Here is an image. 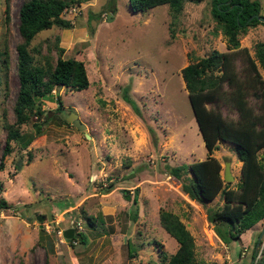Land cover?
<instances>
[{"label": "rangeland", "instance_id": "1", "mask_svg": "<svg viewBox=\"0 0 264 264\" xmlns=\"http://www.w3.org/2000/svg\"><path fill=\"white\" fill-rule=\"evenodd\" d=\"M21 1L0 0V49H6V62L0 56V154L4 125L14 120ZM259 4L264 16V0ZM210 8L211 0H184L173 14L167 3L141 12L131 11L127 0H78L61 12L71 27L53 24L34 34L28 44L34 61L43 55L53 61L56 47H62L61 57L83 62L88 85H55L41 98L40 133L22 144L34 133L32 121L38 118L32 115L20 125V137L9 140L0 168V197L9 203L0 208V264H163L162 253L171 254L178 243L159 223L161 211L177 216L191 235L196 264H222L226 255L234 264L249 263L264 217L233 238L226 223L205 215L207 207L222 203L221 195L204 203L191 199L182 189L190 178L186 167L179 177L169 171L210 155L219 161L221 178L223 162L229 161L230 187L240 178L232 143L218 140L206 153L180 74L188 62L212 49L228 51L248 87L247 103L260 111L245 54L264 82L255 55L256 43L264 46V23L246 27L237 47L228 48ZM220 87L229 89L226 81ZM206 106L227 119L237 117L223 101ZM70 112L84 129L66 121ZM71 220L80 223L85 244L57 233ZM260 239L264 250V230ZM241 246L246 253L238 258Z\"/></svg>", "mask_w": 264, "mask_h": 264}, {"label": "trees", "instance_id": "2", "mask_svg": "<svg viewBox=\"0 0 264 264\" xmlns=\"http://www.w3.org/2000/svg\"><path fill=\"white\" fill-rule=\"evenodd\" d=\"M77 1L22 0L18 7L19 38L14 45L18 86L12 104L14 120L4 125L6 134L0 154V168L3 156L10 150L9 140H17L20 137L19 127L30 116L35 115L38 119L32 121L34 133L25 137L22 144L26 146L35 135L40 133L43 122L40 118L45 112L40 107L41 98L50 93L55 85L70 89H83L88 85L83 62L71 56L61 57L62 47H56L57 56L53 61L43 55L41 62L34 61L28 49L31 38L39 30L53 24L64 28L71 27V20L63 17L61 12L72 2ZM183 1L127 0V3L131 11L141 12L152 6L167 3L170 11L176 14L181 10ZM259 8V0H211V15L215 25L225 36L228 48L237 47L238 34L244 32L246 27L258 22L264 23L258 19ZM243 50L245 52L244 48ZM1 55H3L1 60L6 62V49H0ZM255 55L264 69L262 42L256 43ZM245 56L251 77L256 84L257 91L253 90L252 94L259 98L258 113L246 101L248 87L245 80L238 77L228 51L212 49L208 54L180 68L186 95L206 153L210 154L218 140H226L233 145L235 157L240 161V178L235 187H230L229 182L223 181L219 175V161L210 155L187 164L169 167L170 173L176 177H179L180 169L186 167L190 178L189 181L182 182V189L191 199L204 203L217 193L221 195L222 203L214 208L207 207L205 215L210 222L226 223L229 226L228 234L233 238L238 237L241 231L264 217V82L252 57L248 53ZM222 81H226L229 89L220 87ZM124 98L131 102L126 95ZM56 99L57 109L61 106V101L59 98ZM219 101L233 106L237 117L227 119L217 109L206 106L207 102ZM260 149L263 150L259 151ZM132 200L135 203L136 197L133 196ZM5 207H9V203L0 197V208ZM135 214L136 208L132 216L134 217ZM86 218L91 220L88 216ZM159 223L178 243L171 254L162 253L163 264H196L193 259L192 237L177 216L161 211ZM75 236L80 243H86L87 238L83 232L75 231V234L68 239L72 240ZM262 248L254 264H264ZM253 257L254 249L251 253V258Z\"/></svg>", "mask_w": 264, "mask_h": 264}, {"label": "water", "instance_id": "3", "mask_svg": "<svg viewBox=\"0 0 264 264\" xmlns=\"http://www.w3.org/2000/svg\"><path fill=\"white\" fill-rule=\"evenodd\" d=\"M258 19L259 20H264V16L263 15H259L258 16ZM66 121H71L78 129H84V123L81 122L79 120V118L77 117V114L75 112H70L69 115L66 117ZM86 136H89L87 133H86ZM232 174L229 170V161H224L223 162V170H222V178L223 180L225 181H228L230 179H232ZM125 190V189H124ZM41 215L38 214L36 216L37 219H40ZM264 230V223L258 233V236L256 238V241H255V245H254V252L257 250V247H258V244H259V241H260V237L262 235V232ZM62 234L64 237H67V238H70L72 237L73 235V228L72 227H66L63 229L62 231Z\"/></svg>", "mask_w": 264, "mask_h": 264}, {"label": "built area", "instance_id": "4", "mask_svg": "<svg viewBox=\"0 0 264 264\" xmlns=\"http://www.w3.org/2000/svg\"><path fill=\"white\" fill-rule=\"evenodd\" d=\"M44 225L47 226L46 223ZM68 226L72 227L73 231H79L81 228L80 223L73 220L70 221V224ZM57 233L62 235V229L61 228L57 229ZM261 248H262V243L260 244L259 242L257 250L254 252V257L250 259L248 264H254L256 258L259 256ZM245 253H246L245 247L241 246V248L239 249L238 258L244 257ZM222 264H234V263L229 259L228 255H226L225 259L222 261Z\"/></svg>", "mask_w": 264, "mask_h": 264}, {"label": "clouds", "instance_id": "5", "mask_svg": "<svg viewBox=\"0 0 264 264\" xmlns=\"http://www.w3.org/2000/svg\"><path fill=\"white\" fill-rule=\"evenodd\" d=\"M68 227H70V226H68ZM62 231H63V229H62Z\"/></svg>", "mask_w": 264, "mask_h": 264}]
</instances>
